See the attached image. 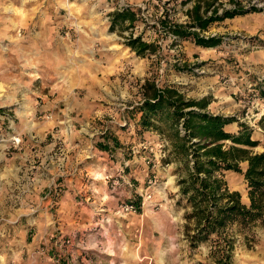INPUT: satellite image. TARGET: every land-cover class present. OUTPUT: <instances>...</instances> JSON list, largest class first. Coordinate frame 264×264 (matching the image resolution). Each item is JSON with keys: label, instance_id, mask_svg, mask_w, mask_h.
<instances>
[{"label": "rangeland", "instance_id": "1", "mask_svg": "<svg viewBox=\"0 0 264 264\" xmlns=\"http://www.w3.org/2000/svg\"><path fill=\"white\" fill-rule=\"evenodd\" d=\"M194 1L0 0V264L205 259L207 245L192 250L185 238L182 172L164 159L168 141L136 130L134 105L146 77L175 83L255 126L263 150L264 0H216L220 11L259 10L212 24L205 34L225 42L211 49L161 32L164 9L185 21ZM128 4L141 16L111 29L110 12ZM131 34L159 46L140 55ZM234 173L229 185L248 200ZM250 245L238 243L233 264H264V227Z\"/></svg>", "mask_w": 264, "mask_h": 264}, {"label": "trees", "instance_id": "2", "mask_svg": "<svg viewBox=\"0 0 264 264\" xmlns=\"http://www.w3.org/2000/svg\"><path fill=\"white\" fill-rule=\"evenodd\" d=\"M215 1L195 0L187 9L189 18L185 21L174 18L170 8L164 9L159 21L167 32H161L174 35L173 44L191 40L204 48L217 47L225 42V36L205 34L212 24L259 10L257 6L236 4L220 11ZM140 12V7L129 4L114 9L110 12V28L126 21L134 25ZM126 43L140 55L159 46L141 34H131ZM142 90V98L134 105L139 114L136 130L157 131L168 141L164 159L175 161L177 171L182 172L177 184L178 204L185 208V238L192 250L207 245L205 259L197 264H233L238 243L243 240L249 246L257 228L264 227V149H254L261 142L254 134L255 126L236 114L211 111L210 96H187L175 83L159 85L146 77ZM260 91L264 95L263 87ZM233 122L238 123V129L228 127ZM258 125L264 130V112ZM107 141L102 149H108ZM226 171L242 174L248 200L229 185Z\"/></svg>", "mask_w": 264, "mask_h": 264}, {"label": "built area", "instance_id": "3", "mask_svg": "<svg viewBox=\"0 0 264 264\" xmlns=\"http://www.w3.org/2000/svg\"><path fill=\"white\" fill-rule=\"evenodd\" d=\"M123 207H124L125 209L133 208V207H134V204H133V203H131V204L126 203V204L123 205ZM69 240H70V239H68V241H69Z\"/></svg>", "mask_w": 264, "mask_h": 264}, {"label": "crops", "instance_id": "4", "mask_svg": "<svg viewBox=\"0 0 264 264\" xmlns=\"http://www.w3.org/2000/svg\"><path fill=\"white\" fill-rule=\"evenodd\" d=\"M206 49H211V48H206ZM183 90V89H182ZM184 91V90H183ZM186 93V92H185ZM211 103L209 104V107H210V110L211 111H214L213 109H211ZM214 112H218V111H214ZM234 123H237V122H233V123H230L229 125H232V124H234ZM234 130H236V129H234Z\"/></svg>", "mask_w": 264, "mask_h": 264}, {"label": "clouds", "instance_id": "5", "mask_svg": "<svg viewBox=\"0 0 264 264\" xmlns=\"http://www.w3.org/2000/svg\"><path fill=\"white\" fill-rule=\"evenodd\" d=\"M0 259H2V258H0Z\"/></svg>", "mask_w": 264, "mask_h": 264}]
</instances>
